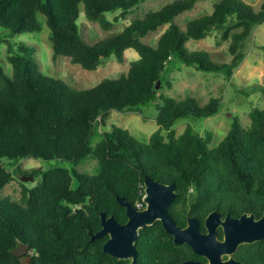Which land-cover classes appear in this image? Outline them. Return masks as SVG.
<instances>
[{
    "label": "trees",
    "instance_id": "trees-1",
    "mask_svg": "<svg viewBox=\"0 0 264 264\" xmlns=\"http://www.w3.org/2000/svg\"><path fill=\"white\" fill-rule=\"evenodd\" d=\"M145 0H0V43L7 41L12 74L0 63V264H23L20 245L27 247L29 264H128L103 250L109 235L91 241L90 230L102 226L101 212L128 220L127 207L118 196L135 206L144 202L145 178L175 182L179 195L171 212L181 225L188 215L197 216L203 228L208 214L244 211L264 212V108L251 111V124L244 127L234 117L228 134L212 148L206 135L188 125L179 135L173 128L182 117L217 114L221 99L212 97L202 106L192 95L176 98L155 91L172 60L212 73L232 74L245 57V39L255 25L264 22L260 9L244 0H220L214 11L191 18L183 28L176 18L194 8L198 0H173L134 19L123 30L90 43L81 33L82 9L88 19L105 29L125 17ZM39 13L51 28L54 57H70L73 63L93 70L105 58L126 60L134 48L140 57L127 72L108 77L88 88L73 87L43 72L31 49L9 38L17 33L42 30ZM168 27L156 44L144 38ZM234 28L238 30L233 31ZM215 29L231 35V62L216 60L211 52L191 49L190 39H202ZM16 43V44H15ZM264 49V46H262ZM180 66V65H179ZM161 82V83H162ZM158 101L159 128L147 143H140L128 128L113 124L111 131L95 134L106 125L111 110L130 112ZM97 136L101 139L93 144ZM27 157L57 159L49 168H34L40 176L33 187H24L19 200L3 196L14 179L8 161ZM95 157L98 171L86 173L78 165ZM191 198L195 199L191 206ZM138 207V206H137ZM222 235V229H220ZM139 264H180L187 258H204L187 244H177L161 220L141 229L137 241ZM237 256L264 264V239L241 245Z\"/></svg>",
    "mask_w": 264,
    "mask_h": 264
},
{
    "label": "rangeland",
    "instance_id": "rangeland-1",
    "mask_svg": "<svg viewBox=\"0 0 264 264\" xmlns=\"http://www.w3.org/2000/svg\"><path fill=\"white\" fill-rule=\"evenodd\" d=\"M171 1L173 0H145L125 17L118 20L115 19V16L120 13L119 10L108 13V17L113 20V26L110 29H105L99 22L88 19L82 9L79 19L82 36L86 41L95 43L110 34L123 30L134 19L143 18L147 12L157 10ZM218 1L220 0H198L194 8L182 12L177 16L176 21L185 28L189 19L212 13ZM244 1L252 4L256 9H260L264 2V0ZM38 15L42 30L17 33L9 39L17 41V44L18 42L26 44L38 60L43 72L54 78L62 79L73 87L88 88L105 78L118 77L129 70L133 60L140 57V53L136 49L128 48L125 51L126 60L124 62H120L116 57L105 58L100 66L93 70L73 63L70 57L65 55L55 58L50 34L51 28L47 25L45 15L42 13ZM167 27L168 24L161 26L144 39L156 44L159 36ZM5 30L6 28L0 25V32ZM235 30L238 28L233 29V31ZM231 40V35L225 37L224 29H215L205 38L190 39L187 44L191 49H204L211 52L216 60L231 62L234 57L230 50ZM262 46H264V22L255 25L251 35L245 39L242 46L245 57L232 74L199 70L194 66L180 64L177 59L170 62L165 70L164 78L165 81L170 80L173 86L170 88L165 83L161 89L162 82L158 91L161 90L178 99L189 95L195 96L202 106L206 105L212 97L221 99L220 111L215 115L205 118L188 115L179 118L173 126L177 135L181 134L188 125H192L204 135L211 131L212 140L208 143V147L212 148L228 134L235 116L240 119L244 127L251 124V111L255 108H264V49ZM0 63L8 73L12 74L7 41L0 43ZM157 102L159 100H154L136 111L111 110L105 118L106 125H100L95 134H99L101 131H111L113 124H116L128 128L140 143L149 142L152 133L160 126L157 121L159 113ZM100 139L101 136H97L93 140V144H96ZM56 163H58L57 159L46 160L35 157H27L18 162L8 161L7 165L13 170L14 179L4 187L2 195L19 200L25 186L33 187L40 180V176L35 177L33 181L25 180L23 177L33 175L31 171L34 168H49ZM77 167L82 172L96 173L98 160L91 157L81 162ZM18 252L24 254L23 264H29L27 247L20 245Z\"/></svg>",
    "mask_w": 264,
    "mask_h": 264
},
{
    "label": "water",
    "instance_id": "water-1",
    "mask_svg": "<svg viewBox=\"0 0 264 264\" xmlns=\"http://www.w3.org/2000/svg\"><path fill=\"white\" fill-rule=\"evenodd\" d=\"M159 79L155 88H160ZM25 180H34V175H26ZM146 194L144 208H138L124 196H118L119 202L127 207L129 219L120 222L114 214L108 216L106 211L101 212L103 227L96 232L90 230L91 241L109 234L103 245L104 252L119 259H129V264H138L136 242L141 228L161 220L165 229L174 236L177 244L188 243L196 253L207 256L208 260L187 259L180 264H247L232 254L244 242H254L264 239V212L261 216L252 211H244L239 216L223 213L215 209L206 218L208 231H203L201 222L196 216H189L187 226L179 225L170 211V205L179 195L175 182L165 183L155 180L151 176L145 178ZM195 199L191 198V205ZM224 228V239L219 237V227ZM224 254H231L224 259ZM29 262V260H28Z\"/></svg>",
    "mask_w": 264,
    "mask_h": 264
},
{
    "label": "flooded vegetation",
    "instance_id": "flooded-vegetation-1",
    "mask_svg": "<svg viewBox=\"0 0 264 264\" xmlns=\"http://www.w3.org/2000/svg\"><path fill=\"white\" fill-rule=\"evenodd\" d=\"M163 182V181H162ZM165 183H171V182H165ZM177 199V198H176ZM176 203V200L172 203V204H175ZM194 204V203H193ZM192 204V205H193ZM190 205H191V201H190ZM191 205V206H192ZM171 206V205H170ZM170 211H171V208H170ZM172 213V212H171ZM229 214V213H228ZM173 215V214H172ZM209 215V214H208ZM108 216H110V215H108ZM189 216H195V215H191V214H189L188 215V219H189ZM258 216H261V215H258ZM174 217V216H173ZM197 217V216H196ZM223 217H226V215H224L223 214ZM175 218V217H174ZM207 218V217H206ZM128 219H129V217H128ZM200 220V219H199ZM120 221V220H119ZM101 222H102V220H101ZM121 222V221H120ZM125 222H127V221H125ZM178 222V221H177ZM200 222H201V220H200ZM124 223V222H123ZM187 224H188V222H187ZM187 224L186 225H181V224H179V225H181V226H183V227H185V226H187ZM204 226H205V228H203V226H202V222H201V227H202V230L203 231H208V228H207V226H206V219H205V222H204ZM103 227V225L101 226V228ZM100 228V229H101ZM142 229V228H141ZM220 229H222V235H221V231H220ZM140 233H141V230H140ZM107 235H109V234H107ZM105 236V235H104ZM174 237V236H173ZM219 237L220 238H223L224 239V228H223V226H220L219 227ZM108 238H109V236H108ZM107 238V239H108ZM106 239V240H107ZM105 240V241H106ZM261 240H263V239H261ZM257 241H260V240H257ZM257 241H254V242H244V243H242V244H240L239 245V247H238V249L236 250V252H234L232 255L233 256H235V257H237L239 260H241V261H244V262H246L247 264H253V262H249V261H247V260H245V259H243V258H241V257H239V256H237V252L239 251V249H240V247H241V245H243V244H252V243H255V242H257ZM105 243V242H104ZM176 243V242H175ZM180 244H182V243H180ZM188 244V243H187ZM104 245V244H103ZM136 245H137V242H136ZM190 245V244H189ZM191 246V245H190ZM192 247V246H191ZM137 248H138V246H137ZM193 248V247H192ZM138 250H139V248H138ZM194 250V249H193ZM194 252H195V250H194ZM196 253V252H195ZM196 254H198V253H196ZM138 255H139V253H138ZM198 255H200V256H203L204 258H187V259H197V260H208V258H207V256H205V255H201V254H198ZM230 256H231V254H224V259H228V258H230ZM119 259V258H118ZM187 259H184V260H187ZM28 260H30V258H29V256H28ZM120 260H127V263L129 264L131 261H132V258H129V259H120ZM184 260H182L181 262H183ZM180 262V263H181ZM138 264H139V261H138Z\"/></svg>",
    "mask_w": 264,
    "mask_h": 264
},
{
    "label": "built area",
    "instance_id": "built-area-1",
    "mask_svg": "<svg viewBox=\"0 0 264 264\" xmlns=\"http://www.w3.org/2000/svg\"><path fill=\"white\" fill-rule=\"evenodd\" d=\"M142 205H143V202H141V201H139V202L137 203L138 208L142 207Z\"/></svg>",
    "mask_w": 264,
    "mask_h": 264
}]
</instances>
